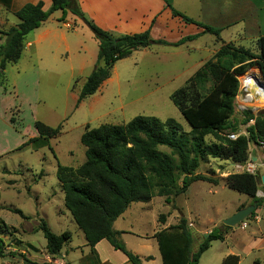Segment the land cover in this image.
I'll list each match as a JSON object with an SVG mask.
<instances>
[{
    "label": "rangeland",
    "instance_id": "374dc122",
    "mask_svg": "<svg viewBox=\"0 0 264 264\" xmlns=\"http://www.w3.org/2000/svg\"><path fill=\"white\" fill-rule=\"evenodd\" d=\"M79 34L96 44L87 25ZM213 44L207 42L205 46L211 52L201 57L198 64H193L195 55H203L198 46L186 51L190 59L184 57L185 51L162 45L134 53L118 64V74L113 73L112 69L111 77L102 83L93 96L84 99L85 103L81 106V102L77 105L76 96L83 85L82 77L86 78L94 67V61L92 66L89 63L91 56L74 51L71 62H68L71 64L69 74L55 76L43 71L39 80L37 73L21 75L12 64L7 66L4 71L5 80L0 82V239L4 242L7 256L0 257V264H25L21 253L38 262L59 264L58 256L48 255L47 240L39 228L42 219L56 234L65 230L72 232V239L66 245L75 248L65 260L80 264V248L85 236L65 206L64 193L56 174L58 163L78 167L85 161V146L81 143V135L87 125L98 127L106 123L122 124L137 115H154L161 120L173 117L189 131V124L172 102V95L187 83L201 64L208 60L215 61L214 55L227 43L218 40L216 48ZM246 49L248 54L241 56V65L245 71L238 75L239 88L234 99V113L225 131L228 134H247L246 129L254 120L246 122L243 111L251 109L257 114L264 109V104L246 102L249 92L241 78L251 73L264 78L258 43ZM82 56L88 59L85 64H82ZM36 121L53 127L62 124L61 133L51 139L40 138L35 144L23 145L33 133H38L34 126ZM212 141L213 137L208 136L207 142ZM248 153L249 158L244 164L212 157L201 162L197 173L217 179L218 184L201 180L193 183L187 193L171 196L173 198L170 203L163 196H154L149 202L132 204L127 214L118 220L117 228L128 230L131 227L138 235L125 234L120 239L134 253V249L141 254L159 253L158 244L151 237L159 229V214L165 213L166 219L172 223L184 215L190 219L188 224L194 236L193 250L196 251L207 233L215 227L225 229L224 219L240 206L252 202L245 194L228 188L226 176L244 171L257 173L260 177L257 196H264V183L261 180L264 175V153L261 147L252 142ZM252 156H257V159L253 160ZM262 208L264 215V202ZM15 209L30 218H23L14 212ZM244 221L249 223L244 230H241L240 225L236 226L241 236L255 232L260 227L254 220ZM261 225L264 226V219ZM145 233L149 236L146 238L148 240L140 238ZM240 235L229 236L225 243L214 240V248L203 256L199 264H221L217 256L227 247L245 257L244 264H254V255H245L248 247L239 243ZM138 241L144 242L145 247H138ZM256 253L264 261V249ZM117 255L123 254L117 251ZM104 256L109 264L118 263L121 259L120 256Z\"/></svg>",
    "mask_w": 264,
    "mask_h": 264
},
{
    "label": "trees",
    "instance_id": "16d2710c",
    "mask_svg": "<svg viewBox=\"0 0 264 264\" xmlns=\"http://www.w3.org/2000/svg\"><path fill=\"white\" fill-rule=\"evenodd\" d=\"M167 4L173 15L202 27L203 32L175 42L154 39L150 29L139 33L114 34L89 19L78 0H52L49 9H44L43 1L27 3L15 12L20 22L0 31L6 36V41L0 45V82L4 81L7 62H16L20 58L26 35L57 10L62 11L59 21L65 20L68 13L81 19L92 31L99 46L94 68L78 93L77 105L97 92L102 83L111 77L112 69L119 60L129 57L140 48L153 45L179 46L204 33L219 36L218 28L196 21L175 9L169 2ZM258 45L264 74V37L259 39ZM244 54H248L245 47L227 43L216 52L215 61L204 63L183 87L173 93L172 102L189 124V131L173 117L161 120L154 115H137L122 124L86 126L81 135V143L85 146V161L78 167L58 163L56 174L64 193L65 206L92 249L98 242L107 239L130 262L142 264V257L129 250L120 239L122 231L113 227L117 218L132 203L149 202L154 196H163L169 203L173 197L184 194L198 180L218 184L217 179L197 173L201 162L209 157L244 164L249 158L250 142L261 147L264 153V109L257 114L251 109L243 111L246 122L254 120L247 127V134L231 139L225 133L234 113V99L239 88L238 75L245 71L241 65V56ZM34 126L38 136L29 142L57 137L62 130V124L53 127L36 121ZM208 136H212L214 141L207 142ZM259 178L257 173L236 172L226 176L225 183L228 188L245 194L251 203L256 202L260 207L264 196H257ZM14 212L25 219L30 218L19 209ZM254 214L255 211L249 218ZM166 218L167 215L161 213L158 221L165 223ZM39 228L47 240L46 248L50 256H59L65 243L72 239L70 230L56 234L44 219ZM229 228L226 225L225 229L213 228L196 251L193 250V232L185 216L179 217L176 224L157 231L154 237L163 264H199L212 241L224 240ZM5 256L4 242L0 239V257ZM21 256L25 264H55L32 260L25 253H21ZM146 259L151 260L153 257L150 255ZM239 262V255L230 254L223 259L222 264Z\"/></svg>",
    "mask_w": 264,
    "mask_h": 264
},
{
    "label": "crops",
    "instance_id": "0c3cea01",
    "mask_svg": "<svg viewBox=\"0 0 264 264\" xmlns=\"http://www.w3.org/2000/svg\"><path fill=\"white\" fill-rule=\"evenodd\" d=\"M39 1H43L44 9H49L52 5V0H0V31H4L12 26H16L20 22L15 12L22 6L27 3H37ZM78 1L81 9L89 19L94 21L103 29L111 31L114 34L139 33L150 29L151 36L154 39H163L169 42H175L186 36L203 32L202 27L194 23H187L181 17L173 15L172 10L168 6L167 2H169L175 9L181 11L182 13L188 15L196 21L218 28L220 30L219 36H216L212 33H204L201 34L198 38L187 41L179 46L162 45V47H175L179 50H183V52L185 51L184 57H188L189 59L190 54H188V52L186 51L194 49V47L198 46L203 55H201V53H199V56L195 55V57L193 58V64L200 63L198 61L201 59V57L206 56L211 52V50L209 48H206L205 46L208 41L215 43V45L213 44L215 48L217 47L216 43L218 40L221 43H232L235 46H243L248 48L252 44L258 43L261 37H264V0ZM61 16V10L53 12L49 16V18L45 20L38 28L28 33L23 42V48L20 58L16 62H7L6 68L8 65L12 64V66H15L14 68H16L18 72H21V75H26V73H37V79L39 80V78L42 76L43 71L54 74L55 76L69 74L68 69L71 64H68V62H71L72 54L74 53V51L81 52L84 56H91V62H89L91 63V66L93 65V61L96 63L99 51L97 40L95 44V42H89L79 34L80 30H84V28L86 27L85 23L71 13H68L66 15L65 20L59 21ZM75 23L76 26L74 25ZM5 41L6 36L0 32V45L4 44ZM154 46L157 45H153L147 48H140L134 51L132 54L140 51L150 50V48ZM84 56H82V64H85V61L88 60H85ZM125 59L126 58L119 60L115 64L113 73L118 74V64ZM201 66L202 64L200 65V67ZM91 71L87 74L86 78L91 73ZM71 75H73L72 68ZM76 75H80V72L76 73ZM86 78L83 79L82 77L83 84ZM76 98L78 97L76 96ZM87 98H85V100ZM85 100H83L79 105H83L85 103ZM37 136L38 133H33L28 141L23 145L35 144L40 139L34 142H29V140ZM190 187L188 188V190L190 189ZM188 190L185 193H187ZM132 204L114 222V229L122 231L119 237L123 238V235L125 234L138 235L133 229H131V227L128 228V230L117 228L118 220H120V218H123L125 214H127ZM240 208L241 206L237 208V210H239ZM237 210H235V212ZM186 218L190 220L188 217ZM178 219L176 220V223ZM263 219L264 215L261 205L255 210L254 215H252L249 219H246L254 220L256 223H259L260 227L257 228V231L251 232L245 236H241L238 233L236 225L226 230L224 236L225 238L221 241L225 243L229 236H234L237 234L240 235L241 239L239 243L248 247L245 255H254V264H264V261H262V259L257 256L256 253L264 249V226L261 225ZM176 223H172L168 221V219H166L165 223H158L159 229L157 231L167 228ZM193 225L195 224L193 223ZM238 225H240L241 230H244L243 228L248 227L249 223L244 221ZM157 231H154L151 237L155 239L156 243L158 244L156 238L154 237V234ZM148 237V234L145 233L142 234L140 238L148 240L146 239ZM67 243H65L61 250V254L58 256L57 261L59 262V264H72V260L68 261L65 259L70 257V252H73L75 247H73L72 245H66ZM143 243L138 241V247H145ZM79 247L81 246H77V248ZM212 248H214L213 243H211V246L203 253L201 259ZM80 250L82 252V256L79 258L80 264H109V260H106V257L104 256L105 254H107L108 257L120 256V261L118 263L116 262L115 264H133L129 261V259L123 252V255H117V251L120 250H116L107 239L101 240L92 249L91 246L88 245L85 238V241ZM134 251L135 254L138 253V255L140 254V256L142 257V264H163L160 250L159 253L154 254H141L136 249H134ZM232 253H235L234 250L227 247L223 253H220V255L217 256V261L222 264L223 259ZM150 255L153 257V259L147 260L146 257ZM59 257L61 258L60 260ZM239 257V264H244L243 262L245 257H242L241 255H239Z\"/></svg>",
    "mask_w": 264,
    "mask_h": 264
},
{
    "label": "bare ground",
    "instance_id": "6f19581e",
    "mask_svg": "<svg viewBox=\"0 0 264 264\" xmlns=\"http://www.w3.org/2000/svg\"><path fill=\"white\" fill-rule=\"evenodd\" d=\"M241 80L249 92L246 97V102L255 101L264 104V78L257 73H251L242 77Z\"/></svg>",
    "mask_w": 264,
    "mask_h": 264
},
{
    "label": "water",
    "instance_id": "95a60500",
    "mask_svg": "<svg viewBox=\"0 0 264 264\" xmlns=\"http://www.w3.org/2000/svg\"><path fill=\"white\" fill-rule=\"evenodd\" d=\"M252 159L256 160L257 156H252ZM261 180L264 183V175L261 176ZM257 208H258V204L256 202H253L243 208H240L235 213H233L231 216L224 219L223 223L226 226H230V227L236 226L242 223L244 220H246L252 214V212H254ZM207 235L208 233L206 234V236Z\"/></svg>",
    "mask_w": 264,
    "mask_h": 264
},
{
    "label": "built area",
    "instance_id": "2783aa9c",
    "mask_svg": "<svg viewBox=\"0 0 264 264\" xmlns=\"http://www.w3.org/2000/svg\"><path fill=\"white\" fill-rule=\"evenodd\" d=\"M248 95V94H247ZM239 135L238 134H235V133H231V134H228V137L231 138V139H236ZM250 168V167H249ZM249 171L251 169H248Z\"/></svg>",
    "mask_w": 264,
    "mask_h": 264
}]
</instances>
